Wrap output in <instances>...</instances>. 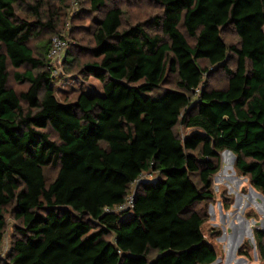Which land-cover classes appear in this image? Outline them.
<instances>
[{"label":"trees","instance_id":"16d2710c","mask_svg":"<svg viewBox=\"0 0 264 264\" xmlns=\"http://www.w3.org/2000/svg\"><path fill=\"white\" fill-rule=\"evenodd\" d=\"M49 1L0 0V243L6 214L20 222L6 264H212L194 206L211 198L221 152L264 199V0H152L161 13L127 27L119 7L90 0L89 59L69 73V44L61 76L52 37L29 46L55 30ZM216 67L223 88L203 83ZM66 75L97 85L59 93Z\"/></svg>","mask_w":264,"mask_h":264},{"label":"rangeland","instance_id":"374dc122","mask_svg":"<svg viewBox=\"0 0 264 264\" xmlns=\"http://www.w3.org/2000/svg\"><path fill=\"white\" fill-rule=\"evenodd\" d=\"M104 1L106 8L119 7L122 10L123 27L144 22L162 11L161 7L152 0ZM26 2L30 4L32 0H26ZM73 3V0H50L48 4L44 5L42 10L46 13V18L47 13L54 12L56 14L55 30L45 29L37 38L29 42V46L36 53L40 50L39 46L55 34L67 38L71 44L67 56L72 55L77 58V61L69 68V73H75L79 68V63L89 59L86 53L81 52L82 47L92 45L91 36L84 30V26L92 19L101 16L98 11H93L90 0H79L75 7ZM16 11L17 15L24 20L29 22L35 20L26 5L17 7ZM221 36L226 45L238 42L237 35L231 27L223 29ZM198 62L201 66H208L205 60ZM234 62V58L230 56L227 61L228 67L233 69ZM50 64L54 68L56 76H61L65 72L63 59L60 62H50ZM9 71V86L16 92L26 90L27 84L15 82L11 75L12 68H9ZM62 78V81L56 84L59 93L71 91L78 86L96 87L97 85L92 79L80 81L76 75H66ZM226 81L227 77L219 67L212 68V71L203 77V83L210 88H223ZM177 131L179 135L183 136L190 130L178 126ZM51 137L55 139L56 135L51 133ZM219 158L220 168L211 178V198L194 206V209L205 217L201 232L206 242L215 250L216 261L212 264H264V203L260 201L257 191L250 185L248 177L235 168L234 155L230 152H221ZM46 174L52 179L55 176V169H47ZM153 176L154 174L144 173L140 178H153ZM135 187L136 183L132 184L130 191L132 192ZM250 198L263 206L261 211L258 212L255 209ZM19 225L20 222L8 212L5 233L0 243V264L7 262V254L11 250L12 240L17 236L16 227ZM259 233H261L260 236ZM227 237L232 240L228 253Z\"/></svg>","mask_w":264,"mask_h":264},{"label":"built area","instance_id":"2783aa9c","mask_svg":"<svg viewBox=\"0 0 264 264\" xmlns=\"http://www.w3.org/2000/svg\"><path fill=\"white\" fill-rule=\"evenodd\" d=\"M73 2H74L73 3L74 7L77 6L78 4L77 0H73ZM69 44L70 42L68 41L67 38H64L63 36L60 35H54L51 38L50 47L47 54V58L49 62H60L61 59L64 60V56H65L64 53L66 52V49L68 48ZM132 201H133L132 196L128 197L126 203L119 206L117 210H123L128 207H131Z\"/></svg>","mask_w":264,"mask_h":264},{"label":"bare ground","instance_id":"6f19581e","mask_svg":"<svg viewBox=\"0 0 264 264\" xmlns=\"http://www.w3.org/2000/svg\"><path fill=\"white\" fill-rule=\"evenodd\" d=\"M229 176V175H228ZM251 204L254 205L255 209L259 212L262 210L263 206L259 203H256L255 201H253L252 198H250ZM245 231V230H244ZM231 238L227 237V242H226V247H227V253L230 251V246H231Z\"/></svg>","mask_w":264,"mask_h":264},{"label":"water","instance_id":"95a60500","mask_svg":"<svg viewBox=\"0 0 264 264\" xmlns=\"http://www.w3.org/2000/svg\"><path fill=\"white\" fill-rule=\"evenodd\" d=\"M224 152H228V151H224ZM253 191V190H252ZM257 193V195L260 197V201H263V203H264V199H263V196L261 195V194H259L258 192H256ZM216 261V260H215Z\"/></svg>","mask_w":264,"mask_h":264}]
</instances>
